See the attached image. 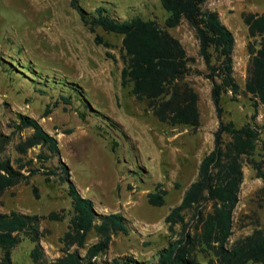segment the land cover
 <instances>
[{
    "label": "rangeland",
    "instance_id": "rangeland-1",
    "mask_svg": "<svg viewBox=\"0 0 264 264\" xmlns=\"http://www.w3.org/2000/svg\"><path fill=\"white\" fill-rule=\"evenodd\" d=\"M72 1L0 0V134L12 136L2 157H10L14 163L20 157L23 161L33 159L32 166L40 167V172L28 181L0 195V212L64 214L62 220H41L46 259L61 256V237L73 213L72 197L60 172L46 174L59 165L60 158L69 166L79 191L93 199L99 213L121 212L126 218L129 232L113 237L108 252L98 257L100 263L108 264L115 257H132L150 264L157 260L159 250L169 239L178 235L171 234L165 217L181 202L186 188L197 177L202 158L214 147L219 119L212 99V82L196 72L187 77L200 95L198 127L161 122L146 101L136 99L131 86L121 84L122 36L101 27L92 30ZM76 2L86 16L96 14L104 6L119 19L141 15L157 20L183 43L189 55L196 57L193 68L207 72L194 28L186 19L176 27L167 26L169 13L161 0ZM204 7L218 11L236 36L235 76L242 92L235 100L231 92L224 94L223 118L239 127L257 115L262 133L254 158L264 161V105L256 107L252 96L244 93L250 37L242 16L243 12H264V0H207ZM97 35L110 46L98 44ZM20 114L36 118L58 140L60 155L42 145L30 148L26 155L16 150L18 142L33 132L30 128L15 130ZM224 138L228 141L230 136L225 134ZM40 155L49 156V160L44 161ZM28 169L23 171L28 174ZM244 172L231 243L255 227L264 226V181L248 161ZM158 183L168 191L163 206L148 201V193ZM180 229L177 225L176 230ZM97 240L96 233L91 232L87 245ZM34 245L24 238L12 250L13 264H36L31 257ZM80 251L84 254L86 249ZM3 256L0 249V264ZM211 257L199 254L203 264H208Z\"/></svg>",
    "mask_w": 264,
    "mask_h": 264
},
{
    "label": "trees",
    "instance_id": "trees-1",
    "mask_svg": "<svg viewBox=\"0 0 264 264\" xmlns=\"http://www.w3.org/2000/svg\"><path fill=\"white\" fill-rule=\"evenodd\" d=\"M207 0H161L169 13L165 23L178 26L186 19L194 28L199 40V55L204 59L207 72L193 68L196 57L188 54L183 43L155 19L135 15L119 19L106 7H99L96 14L86 16L76 0L72 4L79 9L85 24L92 30L101 27L108 33L122 36L121 71L123 87L131 86L138 101H146L149 110L161 121L171 125H200V95L187 81L196 72L204 74L212 82V99L216 107L219 125L214 133V147L201 160L196 179L186 188L181 202L165 217L171 234L166 246L158 252L157 260L150 264H203L200 253L212 256L208 264H264V226H257L243 237L231 243L234 213L240 201L244 181V165L248 161L264 181V161L254 158L258 148L262 126L256 122L257 115L242 126L223 118V96L231 92L234 100L242 92L235 76L234 51L236 36L225 24L218 11L204 7ZM250 41L248 51L250 64L244 93L251 95L255 106L264 105V12H243ZM98 44L110 46L100 35ZM116 60V57L108 53ZM67 101L70 97H64ZM50 109L46 110L49 114ZM15 130L32 129L33 132L16 145V150L26 155L32 147L42 145L52 154L60 155L58 140L48 133L41 123L27 114H20L14 123ZM228 134L230 139L225 140ZM11 135L0 134V195L7 189L26 182L40 172L33 167V159L15 163L10 157H2ZM49 160V156L40 155ZM15 164L17 166H15ZM28 169V174L23 170ZM46 171L59 175L69 184L73 213L68 229L61 237L63 254L48 261L41 243L42 218L62 220L64 214L52 211L48 215L30 214L17 210L0 212L1 264H13L12 250L24 239L35 245L31 257L36 264H101L98 257L106 254L113 237L120 232L127 234L129 227L121 212L99 213L93 199L85 197L71 179L69 166L59 158V165ZM60 172V173H59ZM158 183L148 193V201L163 206L168 191ZM264 191V187L262 188ZM189 215V217H188ZM180 225V231L176 226ZM95 232L98 240L87 245L88 236ZM175 236V235H174ZM74 248V249H73ZM86 252L81 253V249ZM108 264H144L132 257H115Z\"/></svg>",
    "mask_w": 264,
    "mask_h": 264
},
{
    "label": "built area",
    "instance_id": "built-area-1",
    "mask_svg": "<svg viewBox=\"0 0 264 264\" xmlns=\"http://www.w3.org/2000/svg\"><path fill=\"white\" fill-rule=\"evenodd\" d=\"M248 264H261V263H257V262H256V263H254V262H250V263H248Z\"/></svg>",
    "mask_w": 264,
    "mask_h": 264
},
{
    "label": "crops",
    "instance_id": "crops-1",
    "mask_svg": "<svg viewBox=\"0 0 264 264\" xmlns=\"http://www.w3.org/2000/svg\"><path fill=\"white\" fill-rule=\"evenodd\" d=\"M244 176H245V172H244Z\"/></svg>",
    "mask_w": 264,
    "mask_h": 264
}]
</instances>
